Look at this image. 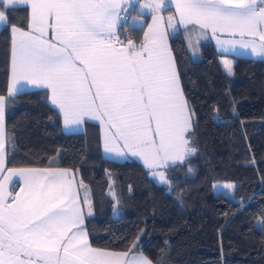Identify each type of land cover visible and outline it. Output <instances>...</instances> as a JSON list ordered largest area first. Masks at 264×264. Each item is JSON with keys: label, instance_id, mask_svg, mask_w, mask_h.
<instances>
[{"label": "snow or ice", "instance_id": "obj_1", "mask_svg": "<svg viewBox=\"0 0 264 264\" xmlns=\"http://www.w3.org/2000/svg\"><path fill=\"white\" fill-rule=\"evenodd\" d=\"M126 2L0 0L6 7L30 8L25 28L9 25L11 77L13 84L26 81L49 89L65 125L99 119L108 128L106 152L141 158L155 170L153 176L167 183L159 169L183 165L196 152L194 113L168 34L160 27L163 17L153 16L156 27H149L140 45L119 41L118 9ZM144 7L156 14L161 3L150 0ZM175 9L190 47L193 38L198 42L210 31L223 51L239 45L264 57V0H175ZM173 19L167 18L168 26L175 27ZM6 23L0 11V24ZM223 63L231 75V65ZM4 107L0 96V173L7 150ZM7 171L21 176L26 187L24 195L9 200L11 193L0 183V264H151L143 255L128 260L126 253L91 247L81 206L88 204L86 215L91 216V203L87 195L79 199L69 170Z\"/></svg>", "mask_w": 264, "mask_h": 264}, {"label": "trees", "instance_id": "obj_2", "mask_svg": "<svg viewBox=\"0 0 264 264\" xmlns=\"http://www.w3.org/2000/svg\"><path fill=\"white\" fill-rule=\"evenodd\" d=\"M0 10L7 17L0 30V95L7 96L9 25L25 28L29 14L4 4ZM132 30L140 41L142 30ZM170 44L194 113L196 152L167 168V185L136 161L105 158L96 125L64 132L44 89L7 98L6 131L13 144L6 166L72 170L95 210L85 221L95 248L140 252L154 264H264V60L220 53L210 42L191 49L182 31ZM110 173L117 180L116 217ZM217 183H230L235 200L215 191Z\"/></svg>", "mask_w": 264, "mask_h": 264}, {"label": "crops", "instance_id": "obj_3", "mask_svg": "<svg viewBox=\"0 0 264 264\" xmlns=\"http://www.w3.org/2000/svg\"><path fill=\"white\" fill-rule=\"evenodd\" d=\"M146 2H150V0H127V2L123 3L121 5L120 9H118V11L121 12L123 9L127 8L130 11L131 17H132V28H135L137 30H142V35L140 37V41H137L135 39V41H136L135 44L137 46L140 45V43L144 40V36L148 32L149 27H152V28L156 27V25L153 24V16L154 15H159L160 17H163V19L160 21V27L163 28L168 34V44H169L170 48H171L170 38L172 35L176 34L178 31H182L184 33V35L186 36L188 43H189V37H188V35L185 34L186 29L183 26L176 23V20L178 19V13L176 12V9H175V0H158V2L161 3V8H160L159 12L156 14H154L152 12L151 7H144ZM16 7H23V6H16ZM25 8L28 9V14H29V18H30V8H28V7H25ZM0 11H2V10H0ZM168 17L174 18L173 23H174L175 27L168 26V23H167ZM6 24H0V30ZM15 27H18V26H15ZM194 36H195V34H193V37ZM220 38L221 39H230V37L227 35H221ZM206 42L212 43L213 46L215 47V49L220 53L231 54V55L240 56L243 58L254 59V60H264V57L255 56L252 53L251 49H244V48H241L239 45H237L234 50L223 51L220 48V46L217 44L216 39L212 36L210 31L206 34V36L201 37L198 42L193 38L192 45L190 48L198 50L200 48V46ZM171 51H172V49H171ZM172 54H173V52H172ZM175 64H176V61H175ZM176 67H177V64H176ZM40 89H44V90L48 91L50 104L60 114V116L62 118V128H63L64 132H66V133H81V132H85L88 129L89 124L96 125L98 128L99 137H100L101 152L105 158L110 159V160H114V161H118V162L136 161V162L140 163L149 172V175L156 181V179L154 178L155 176H153V174H152L153 171H155V170L149 169L143 163V160L141 158L131 156L130 154L126 155V156H117V155H115V153L106 152V150H105V138H106V134H108V128L104 124H102L99 119L88 118V119H86L85 123H83L79 126H77V125H65L62 113L60 112V110L55 105H53L51 103V96H50V90L49 89L42 88L39 85L30 84L26 81H20L16 84H13L12 77H11V62H10V70H9V83H8L7 96H3L5 98L4 134H5V137L7 140V146L9 145V143H10V145L13 144L12 140L11 139L9 140L8 135H7V131H6L5 110H6L7 98L11 97V96H15L16 94L23 92V91L40 90ZM10 93H11V95H9ZM6 155H7V150H6ZM6 155H5V170L2 173H0V175H3L4 179L0 180V183L4 184L5 192L11 193V196L8 197L9 200H11L12 196L24 195V192L22 191V189H25L26 186H25L24 180L21 176L9 175L7 169H14L17 172H25L26 170H30V169H46V168H7V166H6ZM60 169L69 170L70 174L74 177V185L76 186V190L78 192V197L82 201L84 195L81 192V188L79 187L78 179L75 176L74 172L70 169H67V168H60ZM159 171H163L165 173L166 179H168L167 168L166 169H159ZM168 183H169V180H168ZM158 184H160V183H158ZM163 185H165V184H163ZM15 188H16V190L13 191ZM81 206L85 212L83 227L86 229L85 221L87 218L86 213L88 211V209H87L88 207H86L87 206L86 203L82 204ZM91 212H92V215L95 212L92 204H91ZM86 231H87V229H86ZM88 240H89V236H88ZM89 243H90V241H89ZM90 245H91V243H90ZM91 247H93V246L91 245ZM93 248H95V247H93ZM95 249H98V248H95ZM100 250H102V249H100ZM105 251H109V250H105ZM109 252L126 253L128 260H131V258L133 256L143 255L144 257H146L143 253L130 254L127 252H115V251H109ZM151 264H154V263L151 262Z\"/></svg>", "mask_w": 264, "mask_h": 264}, {"label": "built area", "instance_id": "obj_4", "mask_svg": "<svg viewBox=\"0 0 264 264\" xmlns=\"http://www.w3.org/2000/svg\"><path fill=\"white\" fill-rule=\"evenodd\" d=\"M132 29L131 13L127 8H125L120 12V19L116 29L119 41L123 42L124 45H127L129 40L135 44L136 41ZM116 46L121 47V44H116Z\"/></svg>", "mask_w": 264, "mask_h": 264}, {"label": "rangeland", "instance_id": "obj_5", "mask_svg": "<svg viewBox=\"0 0 264 264\" xmlns=\"http://www.w3.org/2000/svg\"><path fill=\"white\" fill-rule=\"evenodd\" d=\"M109 178H110V181H111V183H112V186H111V189H110V193H111V196L112 197H114L115 199H114V201H115V206H116V210H115V217L116 216H118V214H119V209H118V200H117V186H116V183H117V180H116V178L110 173L109 174ZM155 179H156V181L158 182V183H160V184H165V185H167L168 184V182L167 183H163V182H160L159 181V179L157 178V177H154ZM167 181H168V179H166ZM229 186H231V187H229ZM214 189H215V191H217V192H223V193H225L229 198H231V199H234L233 198V194H232V190H233V186L230 184V183H217V184H215V186H214ZM86 192H87V190H86ZM88 193V192H87ZM235 200V199H234ZM91 203V202H90ZM86 207H88V204H87V206ZM88 209V208H87ZM260 225H259V223L257 224V227H259ZM135 253H140V252H135ZM130 254H133V253H130Z\"/></svg>", "mask_w": 264, "mask_h": 264}]
</instances>
